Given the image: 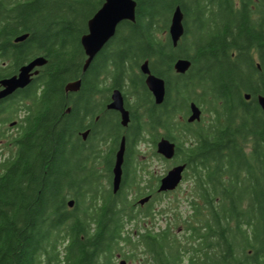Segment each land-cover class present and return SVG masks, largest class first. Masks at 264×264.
Here are the masks:
<instances>
[{"label":"trees","instance_id":"obj_1","mask_svg":"<svg viewBox=\"0 0 264 264\" xmlns=\"http://www.w3.org/2000/svg\"><path fill=\"white\" fill-rule=\"evenodd\" d=\"M104 1L0 0V80L48 59L29 85L0 100V264H264V0H135V21H122L84 71L81 37ZM177 5L185 34L175 46ZM178 58L191 61L185 73L174 68ZM146 60L166 81L161 104L140 69ZM79 79L78 90L66 89ZM115 88L127 126L108 108ZM192 101L202 117L190 123ZM17 116L16 133L3 130ZM147 135L155 146L161 136L176 142L174 162L186 163L192 184L188 213L173 211L158 228L162 176L137 152ZM148 190L153 199L142 207Z\"/></svg>","mask_w":264,"mask_h":264},{"label":"water","instance_id":"obj_2","mask_svg":"<svg viewBox=\"0 0 264 264\" xmlns=\"http://www.w3.org/2000/svg\"><path fill=\"white\" fill-rule=\"evenodd\" d=\"M137 2L135 0H105L97 12L88 20V31L81 37V44L87 55L84 71L89 67L96 55L114 37L118 25L124 20L135 21L136 19ZM185 34L184 13L180 5H177L173 11L170 25L169 35L176 46ZM28 34H23L16 40H25ZM48 62V59L39 55L29 62L23 64L18 73L4 77L0 80V100L4 99L18 89L25 88L29 85L34 76L40 71V68ZM191 66V61L187 58H178L174 63V68L177 73H185ZM141 71L146 75V85L152 92L155 102L161 104L166 96V81L152 72L149 61L146 60L141 64ZM81 80L70 82L67 84V90H78ZM249 99L250 94H245ZM111 102L108 108L116 109L121 112V121L124 126H127L130 121V111L125 106V97L119 88L112 91ZM260 106L264 109V94L258 96ZM202 117V109L194 101L190 104V113L187 121L193 123L200 121ZM13 124V123H12ZM89 130L82 133L84 138H87ZM176 142L171 139L161 136L156 143V149L159 154L168 160H172L176 154ZM126 142L125 137H122L119 149L116 153L115 163L113 166L112 186L116 193L122 184L123 179V164L125 160ZM186 171V163L175 164L168 172L160 179L158 192L173 191L178 188L183 182ZM152 198V195H147L138 200V203L143 205ZM74 200H70L69 205L72 206ZM120 264H127L125 259H122Z\"/></svg>","mask_w":264,"mask_h":264},{"label":"rangeland","instance_id":"obj_3","mask_svg":"<svg viewBox=\"0 0 264 264\" xmlns=\"http://www.w3.org/2000/svg\"><path fill=\"white\" fill-rule=\"evenodd\" d=\"M192 28H194L193 24ZM12 121H16L17 123L19 121L18 116L15 117L13 120L8 121L6 125L3 126V130H6V132L10 134L16 133L18 129L16 127V124L11 125ZM146 137L147 138L137 146L138 157L140 161H143V163L146 164V169L148 172H150V174H154V176L156 177L162 176L176 163L174 162V160L164 159L160 154H158L156 151V146L150 140V137L148 135ZM6 141L7 139H0V157L2 156V154H7V150L5 149ZM191 186L192 184L189 180H183L181 185L176 190L170 192H163V199H153V207L156 210L165 208V211L162 210V215L157 214L156 216V228L164 227L167 221L173 218V211L178 210L183 215H186L188 213L189 207L188 201L186 200V196L190 194ZM146 219V226H152V224H154L150 217ZM128 228L131 229L132 224H130ZM177 232L181 234L183 232L182 228L179 227ZM127 264H140V262L138 260H129Z\"/></svg>","mask_w":264,"mask_h":264},{"label":"flooded vegetation","instance_id":"obj_4","mask_svg":"<svg viewBox=\"0 0 264 264\" xmlns=\"http://www.w3.org/2000/svg\"><path fill=\"white\" fill-rule=\"evenodd\" d=\"M111 95H112V93H111ZM110 95V96H111ZM111 100H112V98H110V101L108 102V104L111 102ZM126 106V105H125ZM126 108H127V106H126ZM111 111H113L114 113H116V115L117 116H119L120 117V120H122L121 119V112L119 111V110H116V109H110ZM99 118L100 117H97V120H99ZM106 120H108V119H106ZM86 130H89V134L91 133V132H93L92 131V128L90 127H88ZM96 131H100L101 132V128L99 127ZM83 133V132H82ZM88 136V135H87ZM84 138V137H83ZM88 138V137H87ZM84 139H86V138H84ZM120 146V145H119ZM119 146H118V148L116 149V151H115V154L117 153V151H118V149H119ZM126 150H127V148H126ZM125 153H127V151L125 152ZM115 158H116V156H115ZM115 160V159H114ZM113 170V169H112ZM123 172H124V168H123ZM112 173H113V171H112ZM113 175V174H112ZM113 178V177H112ZM159 185H160V183H158V187H159ZM158 187H157V189H156V191L158 190ZM153 195V193L152 192H150V190H148V192L147 193H145V194H143L142 196H140V197H138V199H140L141 197H144V196H147V195ZM153 199V198H152ZM151 199V200H152ZM73 200V199H72ZM151 200H149L148 202H146L145 204H143V205H141L142 207H144V206H146L147 204H149V202L151 201ZM74 206V204L71 206V207H73Z\"/></svg>","mask_w":264,"mask_h":264},{"label":"bare ground","instance_id":"obj_5","mask_svg":"<svg viewBox=\"0 0 264 264\" xmlns=\"http://www.w3.org/2000/svg\"><path fill=\"white\" fill-rule=\"evenodd\" d=\"M145 207V206H144Z\"/></svg>","mask_w":264,"mask_h":264}]
</instances>
